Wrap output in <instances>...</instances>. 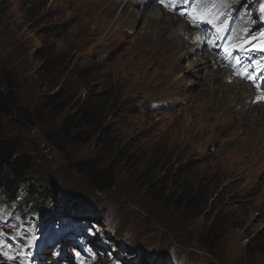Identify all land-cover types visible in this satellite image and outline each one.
<instances>
[{
	"label": "rangeland",
	"instance_id": "374dc122",
	"mask_svg": "<svg viewBox=\"0 0 264 264\" xmlns=\"http://www.w3.org/2000/svg\"><path fill=\"white\" fill-rule=\"evenodd\" d=\"M26 1L0 0V75L3 70L19 74L15 95L20 102L33 109L57 88L70 87L73 108L83 100L93 102L110 134L136 153L167 159L165 169L183 170L194 186L212 176L220 178L221 186L214 204L190 218L149 200L136 176L120 167L113 189L95 191L86 176L73 170L84 161L100 167L109 164L93 141L69 139L61 151L45 143V135L60 130L72 107L33 123L1 117L0 140L18 144L12 160L26 156L33 170L20 186L36 192L34 198L50 201L56 192L112 201L107 214L117 219L118 204L127 212L118 224L119 233L130 232L128 253L164 255L175 249L183 262L264 264V108L252 106L240 113L227 108L225 100L236 98L237 105L249 90L240 88L246 85L241 79L229 85L226 73L212 68L213 50L205 47L199 59L188 55L192 45L185 24L179 41L187 47L180 46L175 58L164 55L167 44L175 40L164 42L163 29L182 27L180 11L172 9L166 15L150 4L158 12L151 23L147 13L130 20L128 9L147 10L132 0ZM125 2L133 5L123 8ZM171 18L176 19L174 24ZM125 28L132 33L126 34ZM187 29H195L194 24L187 23ZM153 37L157 43L149 44ZM49 59L54 61L53 72L46 74ZM217 59L227 60L221 55ZM197 60L203 67L200 73L190 65ZM231 60L243 71L248 59ZM1 85L0 77V89ZM179 93L184 100L175 106L154 108L163 95L172 99ZM96 222L102 225L101 220ZM155 226L162 231L161 244ZM208 237L214 243L205 250L199 240ZM26 256L30 258L29 251Z\"/></svg>",
	"mask_w": 264,
	"mask_h": 264
},
{
	"label": "trees",
	"instance_id": "16d2710c",
	"mask_svg": "<svg viewBox=\"0 0 264 264\" xmlns=\"http://www.w3.org/2000/svg\"><path fill=\"white\" fill-rule=\"evenodd\" d=\"M47 61L49 62L44 68L46 74L53 72L51 65L54 64L51 59ZM18 75L6 70L1 72L0 119L2 116H8L20 123L40 122L46 116L54 118L71 107V109L75 108L62 118L59 131L45 135V143L52 149L61 151V146L69 139L87 143L93 141L99 147L100 153L108 157L104 163L109 164L100 167L97 163L84 161L76 163L73 167L78 175L86 176L90 188L97 192H108L113 189L118 177L116 168L120 167L126 169L127 172L131 171V174L136 176L135 179L145 187L149 200L165 208L178 211L188 218L202 214L206 207L212 206L218 198L220 178L212 176L209 181L202 180L194 186L183 170L174 173L167 171L165 169L167 159L152 155L149 157L142 152L136 153L117 136L110 134L109 129L104 126V120L100 119V108L93 106V102L83 100L73 108L71 104L73 96L68 92L70 87L65 91L59 87L42 99L39 104L37 103L38 106L35 105L33 109L27 107L15 95ZM17 146L18 144L13 140H0V166L9 164ZM29 161L26 156L14 157L12 167L17 171H28ZM14 181L17 183L16 180ZM6 185L9 186V183L7 182ZM213 243L210 242V237L199 240V244L205 250L212 249Z\"/></svg>",
	"mask_w": 264,
	"mask_h": 264
},
{
	"label": "bare ground",
	"instance_id": "6f19581e",
	"mask_svg": "<svg viewBox=\"0 0 264 264\" xmlns=\"http://www.w3.org/2000/svg\"><path fill=\"white\" fill-rule=\"evenodd\" d=\"M132 1H135V3H133L134 5H136V6L140 5V6H142V8H147V10L143 12V11H139V10L128 9V13L130 15V20L131 21H136V19H138L141 16L146 17V13L150 14V18H147V20H149L151 23L155 20V17L157 16L158 12L154 8V6L150 5L153 0H132ZM126 4L133 5V4H130L129 2H125L124 5H123V8L127 7ZM154 5H156V4H154ZM174 21H176V19H174ZM174 21H173V18H171V24H174ZM130 30H131V28H125L124 31H130ZM163 30L165 31L164 35L166 36L164 42L165 41H167V42L171 41L172 39L175 40V43L173 45L170 46V43L167 44L168 47L167 48L165 47L167 54L165 53L164 55L166 57L175 58L180 52V46L182 48H186L187 47L186 45H182L181 44V41H179L180 37L178 35L181 30H184V28L181 27V28H179V30H177L176 28L170 29V26H167ZM148 43L149 44H152V43L156 44L157 43V38L153 37L151 40H149ZM187 50H188V55L190 54V56H191V52L194 50V47L193 48L189 47V48H187ZM200 56H202V55H200ZM200 56H197L196 58L199 59ZM202 62L205 63L206 62L205 59ZM199 63H198V60H197L196 62L190 64L191 66L193 65L194 67H196V71L198 73H200L201 70L203 69L202 66H199ZM240 88H244L243 89L244 92H246L248 90L247 86L242 85V84H241ZM256 97H260V96L258 94H256ZM253 98H254L253 95L250 93L247 97H245L244 100L243 99L240 100L237 103V105H234L236 98H232L231 100H228V101L225 100L224 103L227 104V108H233L234 112H236V113L237 112L240 113L242 111H245L246 109H249L252 106H255L257 108L258 107L264 108V103H253V104H251L250 100L253 99ZM257 134L260 135V133H258V132H257ZM262 139H264V138L262 137Z\"/></svg>",
	"mask_w": 264,
	"mask_h": 264
}]
</instances>
